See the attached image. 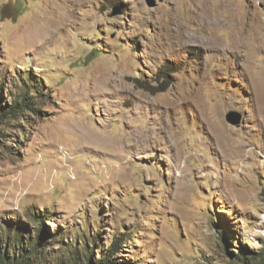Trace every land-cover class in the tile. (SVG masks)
<instances>
[{
	"label": "rangeland",
	"instance_id": "obj_1",
	"mask_svg": "<svg viewBox=\"0 0 264 264\" xmlns=\"http://www.w3.org/2000/svg\"><path fill=\"white\" fill-rule=\"evenodd\" d=\"M153 1L0 0V251L262 264L264 0Z\"/></svg>",
	"mask_w": 264,
	"mask_h": 264
},
{
	"label": "trees",
	"instance_id": "obj_2",
	"mask_svg": "<svg viewBox=\"0 0 264 264\" xmlns=\"http://www.w3.org/2000/svg\"><path fill=\"white\" fill-rule=\"evenodd\" d=\"M165 71L168 72H172L171 69H169L168 67H164ZM165 72V75H167ZM40 82L34 83V85L29 88L28 92V96L29 97H35V95L33 96V94L31 93L32 88H35V90L37 89V86L39 85ZM37 93V90H36ZM0 124L4 122V120L7 119H12V118H16L19 115H22L24 112L28 111V113L31 115H35L36 110L35 108H33V105H29V103L27 102L26 98L20 97L18 100L14 101V102H10V104H4L2 105V107L0 108ZM47 219V218H44ZM49 219V218H48ZM21 236H23V230H21ZM28 237V236H27ZM22 239V238H21ZM23 241L21 240L20 242V246L16 247L15 246L13 248L14 252L13 254L9 253V251H7L8 253H5L4 250L0 251V264H34V260L33 257H36V250L33 247L34 244L29 241V245L27 244L26 241H24V246ZM18 243V241L15 242V245ZM126 243V238H124L123 236L119 237V238H115L111 244L106 248L105 252L101 253V255L99 256V259L97 260V262H95L96 264H116L117 262V256L119 254H121L122 252V246L123 244ZM8 250V249H7ZM39 258V257H37ZM262 264H264V257H262ZM82 264H85V262H83ZM86 264H90V262L86 263Z\"/></svg>",
	"mask_w": 264,
	"mask_h": 264
},
{
	"label": "water",
	"instance_id": "obj_3",
	"mask_svg": "<svg viewBox=\"0 0 264 264\" xmlns=\"http://www.w3.org/2000/svg\"><path fill=\"white\" fill-rule=\"evenodd\" d=\"M146 4L149 6V7H153L155 5L154 1L153 0H146ZM118 13V12H115L114 15ZM240 119H241V116L236 113V112H229L227 115H226V121L231 124V125H238L239 122H240Z\"/></svg>",
	"mask_w": 264,
	"mask_h": 264
},
{
	"label": "bare ground",
	"instance_id": "obj_4",
	"mask_svg": "<svg viewBox=\"0 0 264 264\" xmlns=\"http://www.w3.org/2000/svg\"><path fill=\"white\" fill-rule=\"evenodd\" d=\"M68 2H76V1H82V0H67ZM60 2V1H59ZM66 2V1H65ZM58 9V8H57ZM60 11V10H59ZM67 13H65L64 15L63 14H59V17H61V16H63V18H64V21L65 22H68V21H66V19H67ZM60 19H62V18H60ZM69 19V18H68ZM52 20V19H51ZM50 20V21H51ZM55 20V19H54ZM63 20V19H62ZM56 21V20H55ZM49 24H50V22H49ZM57 26V24L56 23H53V26L52 27H56ZM56 29V28H55ZM240 31V30H239ZM236 34V33H235ZM237 34H238V31H237ZM241 36H243L242 34H241ZM239 37V36H238ZM240 39H241V37H240ZM242 40H243V38H242ZM240 42H241V40H239ZM50 43V42H49ZM238 43V42H237ZM242 43V42H241ZM216 47V43H215V40H213L212 38H210L209 39V41H208V49H210V50H213V49H216L215 48ZM104 142V141H103Z\"/></svg>",
	"mask_w": 264,
	"mask_h": 264
}]
</instances>
